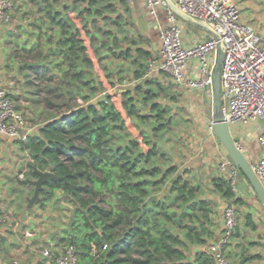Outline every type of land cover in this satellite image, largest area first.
<instances>
[{"label": "trees", "instance_id": "obj_1", "mask_svg": "<svg viewBox=\"0 0 264 264\" xmlns=\"http://www.w3.org/2000/svg\"><path fill=\"white\" fill-rule=\"evenodd\" d=\"M29 2L31 12H23L27 39L20 42L17 36L13 56L19 73L30 71L24 76L32 77L27 84L35 88L34 95L44 91L40 85L47 79V98L37 103L45 105L39 115L48 116L20 142L32 159L24 175L37 178L34 170L39 169L65 178L46 183L42 205L60 192L75 208L70 230L55 244L53 256L71 245L80 264H215L208 251L219 239L212 228L213 208L172 161V147L165 146L173 118L170 108L157 100L165 90L163 83L148 77L152 53L140 46L139 36L128 33V1ZM84 35L103 61L106 77L125 71L121 67L112 72L107 61H128L136 86L120 94L126 116L112 95L93 103L104 83L97 72L93 75L95 65ZM122 42L128 46L118 53ZM63 107L67 109L59 110ZM213 184L231 204H244L229 179L217 177ZM158 192L161 195L151 201ZM247 222L255 228L251 215ZM196 246L205 249L192 252Z\"/></svg>", "mask_w": 264, "mask_h": 264}, {"label": "crops", "instance_id": "obj_2", "mask_svg": "<svg viewBox=\"0 0 264 264\" xmlns=\"http://www.w3.org/2000/svg\"><path fill=\"white\" fill-rule=\"evenodd\" d=\"M24 1L28 2V0ZM235 1L241 11L250 4L249 0ZM129 7L133 23L139 30L140 46L152 53L150 58L155 69L152 73L153 78L163 83L164 80L160 78L159 48L161 30L167 25L166 9L159 7L156 15H153L144 0H133V2H129ZM243 20L254 26L257 32L264 36V15L261 17L258 10H255L254 15L246 16ZM179 22L183 28V41L187 47L212 38V35L203 27L181 18H179ZM16 64L17 61L14 58L9 57L8 60H5L0 52V88H6L14 102L19 95L17 94L19 90L14 85L16 81H21L12 74L13 65ZM186 75L198 76L196 61L190 63ZM194 91L198 94L210 93L208 90ZM19 98L21 99V97ZM263 128V123L231 125L234 138L253 165L259 163L263 156L259 140ZM177 153L175 164L180 167V172H184V176L192 185L199 187L202 199L211 202L213 208L212 228L216 237L220 238L224 228V210L231 203L217 193L213 180L217 177L227 178L229 175L228 172L221 173L219 171V165L223 161L230 160L227 151L216 138H209L201 146L198 145V142L188 141L177 150ZM30 161L31 157L27 151L22 150L20 141L10 139L0 133V172H3L0 175V180L7 183L12 177L16 181L17 177L22 179L21 175L25 174ZM4 170L7 172L5 173ZM237 184L239 187L236 185V196L242 199L244 204L235 205L238 231L231 243L226 246L225 252L233 262L236 261L234 262L236 264H264V211L255 190L244 176L239 174ZM19 185H21L19 190L9 188L11 186L9 184L0 191V211L6 219L5 223L0 224V264H9L13 258L22 260L24 264H52L53 260L44 257L43 252L48 249L54 252L56 242L47 238V232L42 230L39 220L31 212L32 208L28 207V186ZM9 189L12 193L9 192ZM248 215L252 216V221L255 224L254 229L247 222ZM33 225H37V228L34 229ZM203 249L205 246L194 247V251ZM53 258L55 257L53 256Z\"/></svg>", "mask_w": 264, "mask_h": 264}, {"label": "built area", "instance_id": "obj_3", "mask_svg": "<svg viewBox=\"0 0 264 264\" xmlns=\"http://www.w3.org/2000/svg\"><path fill=\"white\" fill-rule=\"evenodd\" d=\"M144 1L153 15H156L159 7H164L167 12V25L160 33V71L170 75L179 85L195 90H208L214 98V71L219 56L220 40L225 52L220 69L224 118L230 126L236 123L243 125L263 123L264 126V36L243 20L236 1L174 0L181 11L207 23L219 36V40L212 37L190 47L184 44L179 16L168 3L165 0ZM13 20L14 1L0 0V23L10 26ZM192 61L197 62L196 77L186 75ZM154 70L150 58L148 74H152ZM35 132V128L28 126L25 115L17 108L9 91L4 87L0 88V133L10 139L26 142ZM259 140L263 156L253 168L264 184V128ZM219 171L228 172L227 178L235 191L239 177L238 168L231 160H226L219 165ZM24 177L22 174L21 178ZM1 220L0 211V222ZM236 227V207L229 204L224 210V228L220 238L208 245V251L214 257L215 264H236L225 252L226 246L234 237ZM43 255L52 259V264H80L77 252L71 245L66 246L55 258L49 249L45 250ZM10 264L22 263L13 260Z\"/></svg>", "mask_w": 264, "mask_h": 264}, {"label": "rangeland", "instance_id": "obj_4", "mask_svg": "<svg viewBox=\"0 0 264 264\" xmlns=\"http://www.w3.org/2000/svg\"><path fill=\"white\" fill-rule=\"evenodd\" d=\"M14 1V20L10 26H5L4 24L0 23V52L3 55L5 60H8L9 57L14 58L15 48L17 47V36L19 41L22 42L26 40L27 37L24 34V26L28 24L25 19V13L31 12L32 7L30 2L24 0H13ZM250 4L241 11L242 18H246V16H252L255 14V10H258L259 14L264 15V0H249ZM129 5V2L127 3ZM120 12H124V7H118ZM28 14L26 17H28ZM116 15L113 14V17ZM125 18L128 19V23L130 24L128 29V33H133L135 36L139 35V30L137 26L133 23L132 18L130 15H125ZM99 26H102V22L99 21L97 23ZM116 31L119 33V36H123V32H120L119 29ZM84 37H86L84 35ZM87 39V37H86ZM136 39V38H135ZM90 39H87V45L89 46V54L90 57L94 61L95 69L92 70L93 75L94 73H98L101 81L104 83V90L97 95L96 99H99L101 96L106 94L112 95L115 99V103L119 110L126 116L125 111L122 108V97L120 94L122 91L128 87L136 86V82L131 81V72L129 71V64L128 61H123L121 59L117 60H109L107 63H110L109 69L112 72L119 71L121 67L125 70L123 73H119L118 75L114 73L113 77L110 79L106 77V72L103 70V61H99V57L95 55L94 48L90 45ZM128 46L127 42L120 43V48H118V53L125 49ZM122 48V49H121ZM17 50V48H16ZM21 53V52H20ZM111 56H113L111 54ZM15 62V61H14ZM6 63V62H5ZM8 64V63H6ZM12 74L16 75L17 80L21 79V81L17 82L14 85L17 87L19 91L16 93L19 94L18 97H21L20 100H15V104L18 108L23 112L25 115L28 126L33 127L36 130L38 129L40 123L48 116L45 112L39 115V113L43 110L44 104H38L37 100L44 101L47 98L46 93V85L45 79L43 82L41 81L40 88H43V92L39 95H34L35 88L27 84V80H32V77H25V74H31L30 71H25L24 73L18 72V65H13ZM50 76V74H48ZM95 76H97L95 74ZM154 75L149 74V78H153ZM122 78V79H121ZM160 78L164 80L163 85L164 89L160 92L159 101H161L164 105L170 108V115L173 118V123L170 125L168 132L164 135V142L166 148L170 149L172 146L173 152L172 154V161H175L178 153L177 150L182 148V146L187 143L188 141H192L193 143L198 142V145L201 146L206 143V140L209 138H216L213 134L212 129V115L215 112L214 107V98L212 93H203L198 94L196 93L193 88L186 87L183 85H179L176 83L170 75L166 73H162ZM26 82V83H25ZM56 84V83H54ZM42 86V87H41ZM48 86V83H47ZM42 90V89H41ZM107 95V96H108ZM106 97V96H105ZM104 97V99H105ZM174 98V99H173ZM95 99V100H96ZM77 103L82 104V100L79 98L76 100ZM76 101H72L71 103H76ZM55 102H62V99H55ZM145 107L143 110L146 111ZM67 107H63V109H59L61 111L66 110ZM131 130L136 134L137 131L132 126V123L128 122ZM226 150V149H225ZM174 153V154H173ZM168 156V155H167ZM167 164V162H165ZM6 173L7 170H4ZM3 172H0L2 175ZM11 185L9 188H13V190H19L20 186L19 183L12 177L8 180L7 183H4L3 180H0V191L6 187V185ZM239 184H237V187ZM28 186V196L31 198L34 194V187L29 185ZM9 192L12 193L11 189ZM161 195L160 192L154 194L153 196ZM152 196V197H153ZM40 197L42 201L35 203L32 207V213L34 217L39 220V224L43 228L42 230L47 232V238L51 241L59 243L60 237L62 238L66 231L70 230L71 223L74 218V206L69 204L65 201L64 197H62L60 192H57L55 197L47 202V205L43 206L42 203L44 202L43 195L41 194ZM6 222V219L2 215V220L0 224ZM33 228L36 229L37 225H33ZM194 252V249L193 251ZM13 260H19L22 264V260L18 258H13L10 260L9 264ZM233 261V260H232ZM236 262V261H234Z\"/></svg>", "mask_w": 264, "mask_h": 264}, {"label": "water", "instance_id": "obj_5", "mask_svg": "<svg viewBox=\"0 0 264 264\" xmlns=\"http://www.w3.org/2000/svg\"><path fill=\"white\" fill-rule=\"evenodd\" d=\"M170 8L179 16V18L191 22L195 25L205 28L215 39L219 40V36L217 33L205 22L194 18L185 12L181 11L178 6L175 4L174 0H165ZM225 56V52L223 49V44L219 40V56L217 60V64L214 71V107L215 112L212 115V129L213 134L216 137L218 143L223 146L227 153L229 159L234 163V165L238 168L240 176H244L252 188L255 190L258 199L260 201L261 207L264 211V184L257 176L254 171L253 164L248 160L245 156L241 148L239 147L238 142L234 138L231 126L228 121L224 118L222 114V99H221V75L220 69L222 66V62ZM108 94L101 96L99 99L93 101V103H97L100 100H103L105 96ZM37 178H24L20 179L17 177V181L22 185H29L34 187V194L31 198H29L28 207L32 208L35 203L42 201L40 197L41 192L44 191L45 185L49 180L52 181H64L65 178L59 177L55 175L51 171H41L39 169L34 170ZM151 201L156 200V197L153 196L150 198Z\"/></svg>", "mask_w": 264, "mask_h": 264}]
</instances>
